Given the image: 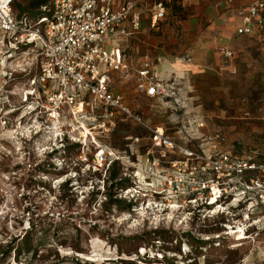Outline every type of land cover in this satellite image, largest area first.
<instances>
[{
  "label": "rangeland",
  "instance_id": "obj_1",
  "mask_svg": "<svg viewBox=\"0 0 264 264\" xmlns=\"http://www.w3.org/2000/svg\"><path fill=\"white\" fill-rule=\"evenodd\" d=\"M12 1L15 13L34 14L30 0ZM159 1H138L141 26L121 39L131 65L145 63L155 70L159 60L172 57L186 63L193 56L192 39L204 33L211 0H164L165 12L152 27ZM189 19L193 24L187 30ZM244 64L195 73L159 70L163 80L175 77L179 83L169 99L138 94L133 80L117 75L109 84L146 124L163 127L176 142H186L175 133L179 128L195 131L199 139L219 131L235 153L259 160L264 159V69ZM17 100L9 97L12 105L18 106ZM9 103L0 104V264H262L263 225L249 229L235 248L233 235L225 234L233 218L243 217L245 206L229 217L227 210L215 213L198 205H148L156 199L134 195V189L148 193L150 184H158L144 172L151 144L142 125L117 116L115 127L96 133L99 145L90 137L81 146L58 129L47 133L45 122L37 135L19 138L13 131L17 113H9L6 125L1 119ZM99 148L105 154L102 163L95 160Z\"/></svg>",
  "mask_w": 264,
  "mask_h": 264
},
{
  "label": "built area",
  "instance_id": "obj_2",
  "mask_svg": "<svg viewBox=\"0 0 264 264\" xmlns=\"http://www.w3.org/2000/svg\"><path fill=\"white\" fill-rule=\"evenodd\" d=\"M12 2L0 0V104L9 103V97L18 99V106L9 103L1 116L6 125L9 113H17L15 137L37 135L38 126L45 122L50 133L58 129L86 146V130L96 144V133L115 127L117 116L131 119L148 130L151 146L146 159L151 162L144 172L158 182L149 185L148 193L134 189V195L156 199L148 205L166 203L171 209L198 205L215 213L227 210L229 217L236 216L234 208L245 206L243 217L227 224L229 236L228 231L240 230L247 237L249 229L264 226V159L238 155L219 131L199 139L195 131L182 129L186 142H176L162 127L146 124L111 90L109 83L116 74L133 79L136 92L147 97L169 99L176 92L150 66H129L122 49L107 44L120 34L137 33L141 26L138 0H48L32 16L15 13ZM164 12L161 0L153 7L152 27ZM235 12L241 19L235 29L238 35L264 30V0H254ZM222 55L227 67L234 52L222 48ZM261 114L264 121V109ZM194 138L199 140L193 142ZM54 145H48L51 151ZM104 155L99 160L96 152L95 160L102 163ZM261 261L264 264V257Z\"/></svg>",
  "mask_w": 264,
  "mask_h": 264
},
{
  "label": "crops",
  "instance_id": "obj_3",
  "mask_svg": "<svg viewBox=\"0 0 264 264\" xmlns=\"http://www.w3.org/2000/svg\"><path fill=\"white\" fill-rule=\"evenodd\" d=\"M120 1L122 0H116L117 3H119ZM252 1L254 0H233V1L218 0L217 2L215 0L209 1L203 19L204 22H206L204 33L201 37L192 39V43L194 45L192 47L193 56H189L188 58L189 60L186 61V63L181 62L180 59L172 60L173 57L170 59L163 58L162 60H159V62L155 65L157 70L156 69L154 70L152 68L154 74H156L157 77L166 84H169L171 87L173 86L177 92V87L179 88L178 86L179 83L176 81L175 77H172L168 81H165L158 75L159 70H162L163 72L165 70H171V71L174 70L175 72L195 73L201 71L203 67H208L213 69L214 66L223 65L222 48H229L234 52V56L229 60V66H231L230 69H235V67L244 66L246 65L244 63L247 62V63H251V65H253V67L257 71L260 72L261 70H263L264 69V30L262 32H256L253 34H239V35L236 33L235 30L236 27L239 26L241 22L240 17L237 16V13L235 11L239 7H244L249 3H251ZM137 6H138L137 7L138 10L140 11L139 2ZM191 17H194V15H192ZM191 19L193 20V18ZM191 19H189V22L186 26L187 30L193 24V22H190L192 21ZM141 20H142V15H141ZM132 35L120 34L115 38L109 39L107 41V44L108 45L117 44L120 50L122 49V52L125 56L128 65L133 68H138L141 65H144L145 63L131 65L129 59L125 54V50L121 46V41H122L121 39L124 37L128 38L129 36ZM113 76H116V74H114ZM132 82H134V80ZM156 98H160V97H156ZM179 106L181 105L179 104ZM173 107L177 108L175 106ZM176 132L178 133V138L180 137V134L183 135L184 137V133H182V128H179L178 131H175V133Z\"/></svg>",
  "mask_w": 264,
  "mask_h": 264
},
{
  "label": "bare ground",
  "instance_id": "obj_4",
  "mask_svg": "<svg viewBox=\"0 0 264 264\" xmlns=\"http://www.w3.org/2000/svg\"><path fill=\"white\" fill-rule=\"evenodd\" d=\"M47 133H50V130H49V132H47ZM51 133H53V131H51ZM83 135H84V136L87 135V139H86V141H89V138H90L89 131L86 130L85 132H83ZM96 144L99 145L98 143H96ZM86 145H87V144H86ZM97 152H98V158H99V160H100L101 155H102L104 152H103L102 148H101V149L99 148ZM83 159H86V158H83ZM175 206H176V205H175ZM228 234L233 235V236H232V237H233V241H231V243H232L231 248H235V247L239 246L240 243H238V242H239L241 239H243V238L245 237V235H243V233H241L240 230L228 231Z\"/></svg>",
  "mask_w": 264,
  "mask_h": 264
},
{
  "label": "trees",
  "instance_id": "obj_5",
  "mask_svg": "<svg viewBox=\"0 0 264 264\" xmlns=\"http://www.w3.org/2000/svg\"><path fill=\"white\" fill-rule=\"evenodd\" d=\"M171 1L175 2L178 0H171ZM47 2H48V0H30L28 7L35 11L34 14H32V15H35V13L38 12V8ZM32 15H30V16H32ZM77 264H81V262H77Z\"/></svg>",
  "mask_w": 264,
  "mask_h": 264
}]
</instances>
